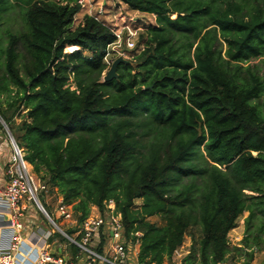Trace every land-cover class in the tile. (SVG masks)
<instances>
[{
    "label": "trees",
    "instance_id": "1",
    "mask_svg": "<svg viewBox=\"0 0 264 264\" xmlns=\"http://www.w3.org/2000/svg\"><path fill=\"white\" fill-rule=\"evenodd\" d=\"M115 1L154 23L103 81L112 26L74 24L77 0H0V118L77 223L114 203L138 261L163 264L197 228L182 264H250L264 251V0Z\"/></svg>",
    "mask_w": 264,
    "mask_h": 264
},
{
    "label": "built area",
    "instance_id": "2",
    "mask_svg": "<svg viewBox=\"0 0 264 264\" xmlns=\"http://www.w3.org/2000/svg\"><path fill=\"white\" fill-rule=\"evenodd\" d=\"M77 3L81 9L85 0H77ZM116 36L118 38V34ZM127 46L129 50L134 49L133 43L129 42ZM0 121L10 145L7 165L0 168V264H147L137 259L138 242L127 244L124 241L121 216L112 201L103 212L92 207L81 223L75 220L72 207L62 200L58 201L53 214L48 213L38 197L40 189L46 186L25 160L8 126L1 118ZM31 205L37 207L52 228L78 249L79 261L49 251L48 241L55 233L53 229L44 230L39 226L33 229L35 226L31 225L32 229L27 230L22 219ZM54 216L69 221L73 233L62 229ZM133 245L137 250L132 255ZM233 264L243 263L237 261Z\"/></svg>",
    "mask_w": 264,
    "mask_h": 264
},
{
    "label": "rangeland",
    "instance_id": "3",
    "mask_svg": "<svg viewBox=\"0 0 264 264\" xmlns=\"http://www.w3.org/2000/svg\"><path fill=\"white\" fill-rule=\"evenodd\" d=\"M92 5L94 8V10L92 9V14L95 12L94 14L99 20H103V19L106 20V22H108L109 24H111V26H113V28H115L118 34V38H117L118 42L116 46L113 45L109 48V54L107 56V59H105V62L108 65L106 69L107 71L110 68V65L113 62V60H115L119 56H121L124 60L129 59L130 50L128 49V46H127L129 42L134 44V49L135 48H137L138 50L140 49L138 48V43L140 42L139 33L143 29L144 25L153 24L154 19L148 15L132 13L126 10L125 7L120 6L119 4L114 5V3H111V5H107L104 0L94 1ZM78 16L79 14L77 13L75 15L76 22H78V19H77ZM11 20H12L11 23L14 29L18 30L21 28L22 21H21V16L18 14V11H14L12 13ZM76 22H74V24ZM1 42L3 45H5L4 40H2ZM123 48H126L128 51L122 53L121 50ZM20 50H22V47H20ZM66 51L70 52V50L68 49H66ZM263 59L264 57H259L251 61V63L258 64L261 67ZM106 71L104 72V74L106 73ZM0 73H1V70H0ZM261 73H263V66L261 68ZM71 86L73 87V84H71ZM1 98H4V96L2 95ZM24 112L25 111H21L19 114H17L14 117V121L16 124H18L21 121V119L24 116L23 114ZM0 143H3L4 145H6V151L8 155L10 145L7 139L6 131L1 121H0ZM37 178L40 180L39 177ZM38 197L40 198V201L44 204L46 211L52 214L54 213V208L58 204V201L62 200L61 195L57 191V189L51 190L50 188H47V187L44 189L43 188L40 189V191L38 192ZM135 204L138 206L140 204V200L135 201ZM70 206L72 207V205ZM247 215H248L247 212H243L236 219V226L229 231L228 244L230 248L234 247L235 245L239 246V243L242 240L243 235H244V231H245L244 221ZM54 219L55 221H58L57 223L62 229L68 231V229L71 228L69 225V221L59 220L55 216H54ZM149 220L151 222H156L160 224V219L158 217H151ZM22 221L25 224L27 230L32 229L31 225L35 226L33 229H35L38 226L42 227L44 230L53 229L49 221L44 216V214L37 207H34L33 205L29 207V210L25 213V216L23 217ZM53 230L55 232L54 236L56 237L57 241H54V244L51 243L52 248L54 249V251H56L57 246H60L59 248L61 252H58V253L67 256L69 254V251H68L69 242L67 241V239L62 240L61 235L57 232L55 228ZM192 233L195 236H197L198 229L197 228L190 229L188 233L186 234V236L184 237L182 245L176 250V253L174 252L172 257L166 260L163 264H182V259L188 253L189 247L192 244V236H191ZM51 241L52 240H50V242ZM131 247H132V255H133V253H135V251L137 250V247L134 245ZM232 256H233L232 253L228 256L227 261H226L227 264L235 263L234 260L236 259L232 258ZM250 264H264V251H259L257 253H254L253 260L251 261Z\"/></svg>",
    "mask_w": 264,
    "mask_h": 264
},
{
    "label": "crops",
    "instance_id": "4",
    "mask_svg": "<svg viewBox=\"0 0 264 264\" xmlns=\"http://www.w3.org/2000/svg\"><path fill=\"white\" fill-rule=\"evenodd\" d=\"M94 1H99V0H85L84 6L81 9L79 8V11L77 12L79 14V16L77 17L78 22H76V18L74 19V22H76L75 24L79 23L80 20L83 18V16L86 15V14L95 16V14H94L95 12L92 14V9L94 10L92 4H93ZM104 1H105V3L107 5H111V3H114V5L119 4L120 6L125 7L126 10H128V11H130L132 13H139V14H143V15H148V16H151L154 19V17L152 15H150V14L140 13V12L128 9L124 4H122V3L118 2V1H115V0H104ZM101 21H103L105 24L111 26V24L106 22V20L103 19ZM115 27H117V26H115ZM112 28H113V26H112ZM113 29H114V32L117 34V31L115 30V28H113ZM117 42H118V39L111 46L116 45ZM105 59H107V58H105ZM7 159H8V155H7V151H6V145L3 144V146L0 147V168L1 169L5 168V166L7 165ZM28 210H29V208H28ZM54 235H55V233L52 234V236L50 237V239L48 241V243H49V251L54 253V254H56V255H62V254L58 253V252H61L60 248H59L60 246H57V250L56 251H54V249L51 246V243L54 244V241H57V239H56V237ZM61 239L63 240L65 238L61 235ZM50 240H52V241L50 242ZM68 251H69V254L67 256L66 255H62V256H64L65 258H68V259H73L72 255H71V248H70V244L69 243H68ZM80 257L81 256L79 255V252H78L77 256L73 260H75L77 262V261H79Z\"/></svg>",
    "mask_w": 264,
    "mask_h": 264
},
{
    "label": "water",
    "instance_id": "5",
    "mask_svg": "<svg viewBox=\"0 0 264 264\" xmlns=\"http://www.w3.org/2000/svg\"><path fill=\"white\" fill-rule=\"evenodd\" d=\"M128 50L126 48H123L121 52H127ZM128 60H124L121 56L113 60V62L110 65V68L106 71V73L103 75V81H108L110 79L117 77L116 68L119 63H127Z\"/></svg>",
    "mask_w": 264,
    "mask_h": 264
}]
</instances>
